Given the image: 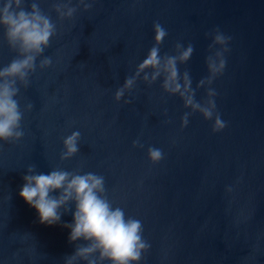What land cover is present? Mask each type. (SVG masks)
<instances>
[{"label": "water", "instance_id": "obj_1", "mask_svg": "<svg viewBox=\"0 0 264 264\" xmlns=\"http://www.w3.org/2000/svg\"><path fill=\"white\" fill-rule=\"evenodd\" d=\"M36 2L56 34L29 86L17 85L23 138L0 141V264H65L86 243H70L64 227L74 203L48 225L19 195L32 164L44 174L61 168L103 176L113 207L142 222L150 248L139 264H264V0H87L88 11L71 0L77 11L63 20L54 5L68 0ZM157 21L168 32L162 56L175 54L177 42L194 45L178 67L190 72L199 102L207 98V86L197 88L209 74L207 33L219 28L232 38L226 69L212 85L223 131L213 132L214 121L199 112L182 128L191 109L163 90L162 78L152 85L141 78L115 100L154 45ZM17 56L0 28V68ZM45 56L52 64L41 69ZM74 131L79 152L61 160ZM137 139L143 148L133 147ZM149 147L164 159L153 164Z\"/></svg>", "mask_w": 264, "mask_h": 264}, {"label": "clouds", "instance_id": "obj_2", "mask_svg": "<svg viewBox=\"0 0 264 264\" xmlns=\"http://www.w3.org/2000/svg\"><path fill=\"white\" fill-rule=\"evenodd\" d=\"M84 10L88 11L92 3L79 0ZM68 3L54 5L61 20L72 18L77 11ZM0 28L4 30L8 45L18 53L7 66L0 68V141L15 142L23 138L21 128L23 113L16 99L20 92L18 83L25 88L29 86L30 73L36 71L37 58L42 56L50 46L51 38L56 34V25L44 14L36 0H32L30 10L27 0H3L0 3ZM155 43L149 49L146 58L138 64L134 75L125 78L123 86L117 89L115 100L120 102L125 93H131L141 78L152 85L162 78L161 87L170 95H179L185 108L181 118V127L189 124V117L196 112L205 120L214 121L213 132H221L227 124L222 120L216 106L217 92L212 87L214 81L222 75L227 66L226 53L231 37L219 28L207 33L212 38L209 45L210 54L206 58L208 76L201 79L197 88L207 86V98L203 102L196 100V89L192 87L190 72L181 75L178 65L186 64L194 53V45L186 47L182 42L175 45V54L161 55L160 46L168 36L167 30L157 21L153 24ZM52 64L51 57L45 56L39 67L45 69ZM130 104V99L124 100ZM33 105H26L31 111ZM170 122V121H169ZM81 134L72 132L64 139L65 151L61 160H68L79 152L78 143ZM133 147L143 148L139 139ZM148 156L153 164L164 159L161 149L148 148ZM23 179L25 181L19 195L25 202L36 209L42 224L54 225L61 221L64 213L70 212V205L75 204L73 222L65 224L70 229L69 242L83 240L78 244L73 255L66 257L65 264H139L142 254L147 252L150 244L143 238L142 222L133 217H126L120 207H113L108 199L103 176L92 172L81 174L78 171H66L54 168L49 174L37 171L36 165H29ZM230 190V189H229ZM58 192L59 195H52ZM63 209V212L60 210Z\"/></svg>", "mask_w": 264, "mask_h": 264}]
</instances>
